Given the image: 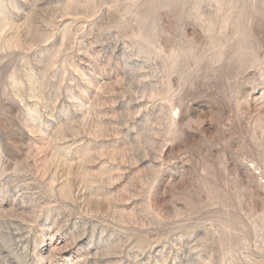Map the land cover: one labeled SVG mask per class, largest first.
I'll return each instance as SVG.
<instances>
[{
  "label": "rangeland",
  "instance_id": "rangeland-1",
  "mask_svg": "<svg viewBox=\"0 0 264 264\" xmlns=\"http://www.w3.org/2000/svg\"><path fill=\"white\" fill-rule=\"evenodd\" d=\"M0 264H264V0H0Z\"/></svg>",
  "mask_w": 264,
  "mask_h": 264
}]
</instances>
